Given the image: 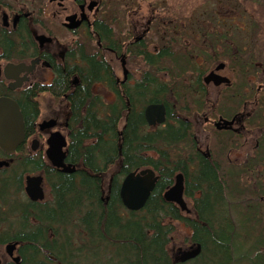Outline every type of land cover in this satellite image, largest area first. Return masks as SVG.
Here are the masks:
<instances>
[{"label":"trees","instance_id":"1","mask_svg":"<svg viewBox=\"0 0 264 264\" xmlns=\"http://www.w3.org/2000/svg\"><path fill=\"white\" fill-rule=\"evenodd\" d=\"M161 26L166 35L171 28L176 31L172 23ZM194 30L196 33L202 29ZM94 31L103 47L120 50L119 35L106 20L97 19ZM176 33L171 32L172 41L167 40L153 53H148L145 39L137 43L138 55L149 69L143 72L141 81L124 88L128 106L111 66L96 48L92 53L79 47L76 54L66 57L63 68L55 73L50 84H33L32 88L18 92L15 99L24 119L25 134L32 130V121L38 113L37 93L48 90L54 97L67 93L73 127L67 161L74 163L77 170L72 174L56 172L44 164L42 157L25 155V146H19L20 153L9 156L11 174L0 178V186L21 184L23 175L45 171L47 182L52 184L53 202L30 213L38 222L31 231L37 233H24L25 217L20 211L16 215L19 226L16 232L12 235L3 229L0 243L18 240L22 246L28 241L41 244L45 248L41 264H103L102 257H106L105 264H264V220L257 214V197L250 202L241 201L242 192L237 190L239 198L232 207L237 219L225 218L231 208V189L224 185L226 180L216 178L209 164L203 163L195 151L191 123L183 119L190 110L187 105L192 107L194 103L192 110L200 109L199 98L197 94L171 90L170 82L156 75L198 71L194 67V52L185 45L183 36ZM20 38L21 43L0 39L4 53H13L9 58L21 59L24 45L33 46L26 36ZM178 41L181 47L176 50L173 42ZM75 59L78 64H74ZM74 76L77 81L72 85ZM105 91L112 94L108 104L103 99ZM1 95H11L2 82ZM173 99L177 100L175 106L169 102ZM148 103L165 106L166 119L162 125L147 126L143 108ZM188 153L201 170L194 174L192 191L204 192L200 186L206 185V191L195 202L196 220H187L178 207L163 199V192L173 184L177 173L183 175L185 183ZM114 165L117 168L109 172ZM145 168L155 173L154 189L142 209L129 211L118 194L122 177ZM187 189L185 183L184 196L189 195ZM213 202L217 207L210 210L209 204ZM203 209L208 212L203 214ZM5 216L0 213V221ZM173 222H182L192 229L190 245L201 246L196 258L185 263L171 259L168 245ZM42 228L45 232L40 234ZM46 230L52 235L47 236ZM21 254V264H26L28 259L24 252Z\"/></svg>","mask_w":264,"mask_h":264},{"label":"flooded vegetation","instance_id":"2","mask_svg":"<svg viewBox=\"0 0 264 264\" xmlns=\"http://www.w3.org/2000/svg\"><path fill=\"white\" fill-rule=\"evenodd\" d=\"M92 1L96 2V5L93 9L89 10L88 4ZM43 3L44 5L40 3V5L28 9L25 4H17V6L12 7L6 2V0H0V39L2 41L4 40V42L6 40H17L18 43H21L20 36L24 35L33 43L31 48L29 47L30 43L28 46L24 45V48L21 47L24 52V56H22L21 59L9 58V56L13 55V53L9 51L8 54H5L1 45L3 43H0V82L4 84L6 89H8L11 94L1 95L0 98L8 97L16 101L15 97L18 92L32 88L33 84H50L55 78V73L63 68L66 57L70 53L76 54L79 47H82L88 52L92 51V53L97 49L100 56L111 66L112 73H114L116 78V83L119 84L123 98H125L124 88L141 81L143 72L149 69L144 63L146 70H143L139 74V77L131 82V75L128 73V69L126 67L127 59L130 57H139L143 62L142 56L138 55L140 48L137 43L145 39L147 34H144V36H135V38H133L130 42H127L128 40L124 37H119L121 40V47L119 51L112 48H105L101 45L94 31V22L97 20L95 15L101 6L102 0H46ZM82 14L84 16V20L81 21L76 28H66V17L75 15L76 20H79L82 17ZM43 15L46 20H38ZM15 18H17L16 21H14ZM153 20L154 18L152 21ZM171 23L173 27L176 26V31L173 32V28H171L170 31L172 33L177 32V35H182L181 31L178 30L177 25L173 22ZM107 24H109V26L113 29V32L116 33L113 26L108 22ZM127 29L128 30H126V32L128 35H131L130 28ZM240 29L241 31L243 30V28ZM63 30L70 35L77 36L80 34L81 37L80 39H74L64 44L61 42L60 36H58L59 32ZM145 33H148V31ZM116 34L119 35L120 33ZM38 35H43L50 40L39 44L36 40V36ZM28 41L29 40H27L26 44ZM184 43L186 45L185 41ZM149 46L150 45L147 43L146 48L148 53H153L161 49L158 45H153L151 48H149ZM238 51L239 50L234 48L233 53L235 54L232 56H230L228 49L222 53L214 52V56L211 58L205 56L206 64L204 68L206 66L210 67L207 71L203 70V73H191L192 75L194 74L191 78L189 77L190 73H171L172 75L169 73H156L157 77L159 75V78L161 74L166 77L164 81L167 80L170 82L171 90L175 91L179 89L189 95L197 94L200 109L192 110V108L196 106L194 103L192 107L187 105L186 107L190 110H188L187 114L183 116V119L191 123L195 151L203 158V163L206 162L209 164L212 172L216 174V178L219 180H226L224 185H227V188L231 189V208L228 209V212L225 215V218L230 221L237 219V215L234 214L235 211L232 209V207L236 204V200L239 198L237 190L242 192L243 196L241 195V201L250 202L252 201L251 199L255 200L257 197L258 201H260L257 208L258 216H260V211L258 210L264 208V82L260 81L255 87L253 86L254 79L258 74L254 73L251 69L253 67L252 65L255 63L244 59L241 51H239L240 54L237 53ZM109 56H113L119 61L121 69L120 77L115 72ZM122 61L124 62L123 67L126 70L125 75L123 74V67L121 65ZM19 62H24L27 66L33 65V67L29 72H27L28 74L25 75L26 80L23 81L19 87L9 89L8 85L12 83L13 80L6 79L2 74V69L6 63ZM73 62L74 64H78L77 59L73 60ZM219 64H222V68L216 69ZM239 68H241V70ZM209 72H214L220 78H225L226 81L221 82L218 85H216L212 80L205 82L204 78L207 74H209ZM36 73H49L50 77L46 80L43 76H39ZM72 73L78 72L72 71ZM23 75L24 74H20L21 77ZM76 81V77L74 76L72 85H75ZM209 94L215 95V103H211L209 101ZM44 95H48L52 102L46 110V114L39 119L40 98ZM111 95V93L105 91L103 99L106 104L112 100ZM35 101L38 104V113L36 118L32 121V130L29 134H25V142L22 144L25 146L24 154L29 156L33 155L34 157L39 155L42 157L44 164H48L49 167L56 172L64 174H72L76 172L77 166L74 163L67 161L70 134L73 129L72 121L70 120L69 115L70 111L67 101V93L61 94L59 97H54L51 92L44 90L37 93ZM125 101L126 106H128L129 103L126 98ZM55 102H59L61 105L54 107ZM176 102L177 100L173 99L171 104L175 106ZM16 103L18 104L17 101ZM147 105H145V107ZM198 112H202L204 124L210 126L211 135L209 134V136H212V142L205 144L204 150L201 149L199 144V137H196L195 135L192 120V114ZM48 121H54V125L49 128H39L40 124ZM147 126L154 128L159 125L147 124ZM53 132H58L65 140V146L62 148V152L64 153L63 164L65 166L69 165L71 169L73 168V172L71 173L62 171L61 168L51 166L50 162L46 158L45 150L48 147L46 141ZM29 138L30 142L29 146H27L26 142ZM33 140L37 141V147L35 150L30 149V144ZM17 153H20L17 149L10 155H7L0 150V160H4L8 163L7 166H0V174H2L5 170L10 169L11 159L9 156ZM185 160V183L188 188L187 190H189V195L184 196L185 183L183 180V200L186 205V210H182V215L187 220H196L198 217V210L195 202L196 199L200 198L201 193L206 191V185L200 186V190L203 189L204 192L192 191L195 182L194 174L197 173V171L200 173L201 170L200 166H198V162L194 163L192 160L190 153L186 154ZM26 176L41 177L42 180L40 187L43 193V198L41 200L32 201L26 195ZM124 177L125 176L122 177V180ZM51 186L52 184L46 180L45 171H37L23 175L21 184L9 183L3 188L0 186V213L6 214L5 218H3L5 220L0 221L3 222V224H0V233L3 229H7V231L12 235L16 232L15 230L19 227L16 226V215L20 211L24 212L23 216L25 217L24 233H37L36 230L31 231L33 230L32 228L36 227L38 222L34 220L30 213L34 210H41L44 206L46 207L52 205L53 198L51 194ZM186 201H188V203ZM174 205L178 207L176 204ZM209 206L211 207L210 210L217 207L215 202L209 204ZM201 211L203 214L208 212L205 209ZM1 216L4 215L1 214ZM199 217L201 218L200 214ZM74 227L77 228L76 225H74ZM185 227L188 228L191 235L192 229L187 225H185ZM39 232L40 234H43L45 229L42 228ZM51 235L52 232L50 231L48 233L47 231V236ZM33 236H36V234ZM7 243L15 244L12 256H8L5 253L9 259L8 263L10 264H21L23 260L21 253L23 252L26 259H28L26 264H41L40 260H44L43 255L45 248H43L41 244L35 245L33 242L28 241L22 246V243L18 240L8 241L0 243L4 245V252L5 245ZM194 245H191L190 247H193ZM13 257L18 258L17 263L12 260ZM30 260H33V263L29 262ZM0 264H3L2 260Z\"/></svg>","mask_w":264,"mask_h":264},{"label":"rangeland","instance_id":"3","mask_svg":"<svg viewBox=\"0 0 264 264\" xmlns=\"http://www.w3.org/2000/svg\"><path fill=\"white\" fill-rule=\"evenodd\" d=\"M44 1L46 0H6L12 7L17 4H25L28 9L38 6L40 3L44 5ZM95 17L110 23L115 32L120 33L119 37H124L128 40L127 42L133 40L135 36L147 34L145 41L150 45L149 48L153 45L164 46L167 40L172 41L171 31H168L166 35V30L161 24L173 22L181 31L183 41L186 42L189 50L194 52V67L198 68V72L203 73V70L207 71L210 67L204 68L205 56L211 58L214 56V52L222 53L226 49L232 56L235 54L233 49L236 48L241 51L244 59L255 63L251 69L258 74L254 79L253 86L255 87L260 81L264 82V2L262 0H102ZM38 20L46 19L43 15ZM195 27H200L203 31L195 33ZM127 28H130L131 35L126 32ZM240 28L243 30L241 31ZM147 31L148 33H145ZM58 36L64 44L81 37L80 34L70 35L64 30L59 32ZM173 47H181V43L173 42ZM239 51L238 54H240ZM109 59L120 77L119 61L113 56H109ZM126 67L131 75V82L139 77L143 70H146L144 62L139 57L128 58ZM168 67L171 69V65L168 64ZM198 72L187 71L185 73H190L189 77L191 78L194 76L191 73ZM36 74L43 76L46 80L50 77L49 73ZM160 78L166 79L163 74L160 75ZM215 100V95L209 94V101L215 103ZM171 101L169 100V102ZM51 102L48 95L40 98L39 119L46 114ZM59 105H61L59 102H55L54 107ZM192 115L194 116H192V120L195 135L199 137V144L204 150V145L212 142V136H209V134L211 135L210 126L204 124L202 112ZM29 142L30 138L26 142L27 146H29ZM116 168L117 165H114L109 172ZM10 174L11 170L7 169L0 174V178ZM186 202L188 203V201ZM258 211H260L258 217L264 220V208ZM173 226L174 230L170 234L168 245L171 259L175 257L178 250L191 246L188 228L182 222H173ZM116 250L119 252L120 248ZM105 258L100 259L101 263L105 264ZM0 259L2 263L9 262L2 244H0Z\"/></svg>","mask_w":264,"mask_h":264},{"label":"water","instance_id":"4","mask_svg":"<svg viewBox=\"0 0 264 264\" xmlns=\"http://www.w3.org/2000/svg\"><path fill=\"white\" fill-rule=\"evenodd\" d=\"M62 1V0H59ZM96 2H89V10L93 9ZM97 10V8H96ZM17 18L14 19L16 21ZM84 20V16L79 20H76L75 15H71L65 18L66 28H76L81 21ZM36 40L39 44L50 39L43 35L36 36ZM33 63V62H32ZM122 67L124 62L122 61ZM33 65L27 66L24 62L19 63H6L2 69L3 76L8 80H13L8 85L9 89L19 87L23 81L26 80V74L32 69ZM222 68V64H219L216 69ZM26 72V73H25ZM20 74H24L22 77ZM123 74H126V70L123 67ZM205 82L210 80L214 81L216 85L226 81L225 78H220L214 72H209L204 78ZM143 115L148 125L163 124L166 118L165 107L161 103H150L144 110ZM54 125V121L43 122L39 125L40 129L49 128ZM25 142L24 133V121L22 113L19 109L16 101L8 98H0V150L5 154L10 155L16 151V149ZM47 149L45 155L51 166L55 168H61L62 171L69 173L73 172L69 165L63 164L64 153L62 148L65 146L64 138L58 133L53 132L50 134L46 141ZM37 147V141L33 140L30 144V149L35 150ZM8 163L4 160H0V166H7ZM66 168V169H65ZM40 176H26L25 178V192L28 198L32 201L41 200L43 193L40 187ZM156 182V176L152 169L145 168L139 171H133L125 175L121 181L119 187V198L123 207L129 211H138L142 209L147 202L151 192L154 189ZM163 199L166 202L176 204L181 210H186V205L183 200V176L181 173H177L174 177L173 184L164 191ZM15 244L7 243L5 245V253L8 256H12ZM201 251L200 244H195L193 247L187 249L178 250L174 257V260L179 263H185L189 260L196 258ZM12 260L17 263L18 258L13 257ZM1 263V260H0Z\"/></svg>","mask_w":264,"mask_h":264}]
</instances>
